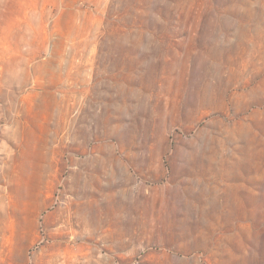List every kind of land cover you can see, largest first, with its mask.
<instances>
[{
    "label": "rangeland",
    "instance_id": "1",
    "mask_svg": "<svg viewBox=\"0 0 264 264\" xmlns=\"http://www.w3.org/2000/svg\"><path fill=\"white\" fill-rule=\"evenodd\" d=\"M0 264H264V0H0Z\"/></svg>",
    "mask_w": 264,
    "mask_h": 264
}]
</instances>
